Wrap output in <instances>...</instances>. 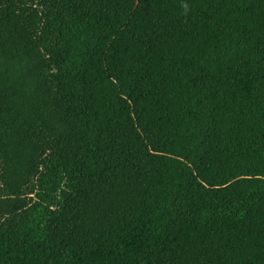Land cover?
I'll list each match as a JSON object with an SVG mask.
<instances>
[{"label": "trees", "instance_id": "1", "mask_svg": "<svg viewBox=\"0 0 264 264\" xmlns=\"http://www.w3.org/2000/svg\"><path fill=\"white\" fill-rule=\"evenodd\" d=\"M0 264H264V0H0Z\"/></svg>", "mask_w": 264, "mask_h": 264}]
</instances>
